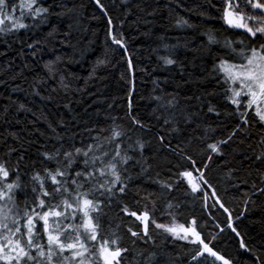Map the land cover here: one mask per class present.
Segmentation results:
<instances>
[{"label":"trees","instance_id":"1","mask_svg":"<svg viewBox=\"0 0 264 264\" xmlns=\"http://www.w3.org/2000/svg\"><path fill=\"white\" fill-rule=\"evenodd\" d=\"M39 2L49 9L46 20L25 19L29 27L0 33V163L9 180L18 171L31 197L32 174L54 166L43 153L80 147L99 129L119 125L125 147L135 149L130 179L99 223L101 235L115 233L128 249L120 264H219L207 256L193 261L197 246L153 226L147 243L132 237L128 228L140 225L123 205L149 211L158 223L188 226L195 218L204 241L231 264H264V159H256L264 153V125L242 124L214 73L221 58H233L225 39L251 38L226 26L221 0H100L103 11L95 0ZM110 27L125 48L112 43ZM229 136L220 154L207 147ZM193 168L207 179L206 201L177 175ZM24 198L17 192L21 206Z\"/></svg>","mask_w":264,"mask_h":264},{"label":"snow or ice","instance_id":"2","mask_svg":"<svg viewBox=\"0 0 264 264\" xmlns=\"http://www.w3.org/2000/svg\"><path fill=\"white\" fill-rule=\"evenodd\" d=\"M95 2L103 11L100 0ZM221 3L222 19L227 26L242 29L251 39L247 42L225 39L223 47L233 58H221L214 67V73L226 98L242 117V124L264 125V0H221ZM249 8L259 10V14L247 11ZM48 14L49 9L39 0H0V33L29 27L25 19L43 22ZM253 20L259 22L258 26L249 25L248 21ZM108 24L112 25L110 18ZM109 36L113 44L125 48L123 39L117 38L111 27ZM209 40L210 43L216 42L212 36ZM234 43L240 47H234ZM163 59L167 65L175 63L171 58ZM128 65L131 69V60ZM208 111L214 112L215 108L209 106ZM249 114L254 119L250 120ZM132 120L143 127L134 117ZM125 136L126 132L120 130L119 125L109 126L99 129L89 143H82L80 147L73 144L70 149L62 151L61 145L53 152L43 153L45 161L54 166H45L42 174H32L30 185L34 195L31 197L27 194V187L21 185L18 171L15 179L9 180V169L0 163V264H120L122 253L128 249L119 246L120 237L115 233L111 237L101 235L99 217L113 197L117 193L124 194L128 188L130 177L125 173L133 159L129 152L135 149L125 147ZM230 139L231 136L207 147L220 154L219 145L228 143ZM139 147L143 149L142 144ZM187 158L191 160V157ZM211 158L209 155L208 160ZM256 159H264V153ZM78 162L81 166L74 167ZM191 163L195 165L196 162L191 160ZM194 171L199 174L194 175ZM177 175L186 181L193 194L202 193V186L208 183L204 172L198 168L183 170ZM162 187L170 189L171 185ZM20 191L25 193L23 206L17 201V192ZM259 192L264 193V187ZM212 195L216 193L213 191ZM203 199L206 201L208 196L204 195ZM216 203L228 211L218 199ZM167 207L171 214L172 204ZM121 210L141 225L139 231L128 228L132 237L147 243L151 240L150 226H153L175 239L197 246L193 261L199 262L201 257L207 256L229 264L204 241L195 218L188 226L176 223L175 219L164 224L158 223L147 210L138 212L127 205H123ZM241 246L244 247L243 243Z\"/></svg>","mask_w":264,"mask_h":264},{"label":"rangeland","instance_id":"3","mask_svg":"<svg viewBox=\"0 0 264 264\" xmlns=\"http://www.w3.org/2000/svg\"><path fill=\"white\" fill-rule=\"evenodd\" d=\"M183 181H184V180H183ZM184 182H185L187 188L190 190V188H189V186L187 185L186 181H184ZM200 194L202 195V199H203L204 195H206V191H203V192L200 193ZM170 223H171V222H170ZM170 223H169V224H170Z\"/></svg>","mask_w":264,"mask_h":264},{"label":"water","instance_id":"4","mask_svg":"<svg viewBox=\"0 0 264 264\" xmlns=\"http://www.w3.org/2000/svg\"><path fill=\"white\" fill-rule=\"evenodd\" d=\"M226 24V23H225ZM226 26H227V24H226ZM215 251V250H214ZM216 252V251H215ZM218 254V253H217ZM218 255H220V254H218ZM220 256H222V255H220ZM223 257V256H222ZM213 258V257H212ZM214 260H215V258H213ZM224 259H226V260H228L227 258H225L224 257ZM216 261H218L219 263H221V264H223V261H221V260H216ZM229 261V260H228ZM229 264H231L230 263V261H229Z\"/></svg>","mask_w":264,"mask_h":264},{"label":"bare ground","instance_id":"5","mask_svg":"<svg viewBox=\"0 0 264 264\" xmlns=\"http://www.w3.org/2000/svg\"><path fill=\"white\" fill-rule=\"evenodd\" d=\"M195 175V174H194ZM196 175H198V174H196ZM190 191V190H189ZM215 198V201L217 200V198H216V196H214ZM219 205V204H218ZM228 217H229V219H230V216L228 215ZM218 253V252H217ZM219 254V253H218ZM221 255V254H220ZM209 258H211L212 260H214L212 257H209ZM214 261H216V260H214ZM217 263H219L218 261H216ZM231 263V262H230ZM219 264H221V263H219Z\"/></svg>","mask_w":264,"mask_h":264},{"label":"flooded vegetation","instance_id":"6","mask_svg":"<svg viewBox=\"0 0 264 264\" xmlns=\"http://www.w3.org/2000/svg\"><path fill=\"white\" fill-rule=\"evenodd\" d=\"M139 223V222H138ZM140 225V224H139ZM140 228H141V225H140Z\"/></svg>","mask_w":264,"mask_h":264}]
</instances>
